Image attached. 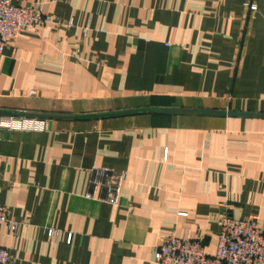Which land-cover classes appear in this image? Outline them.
Returning <instances> with one entry per match:
<instances>
[{"label": "crops", "instance_id": "1", "mask_svg": "<svg viewBox=\"0 0 264 264\" xmlns=\"http://www.w3.org/2000/svg\"><path fill=\"white\" fill-rule=\"evenodd\" d=\"M12 1L54 22L0 54V110L51 115L0 131L11 264H156L170 235L212 256L225 209L264 229V116L71 117L264 113V0ZM94 168L124 172L117 204L91 187Z\"/></svg>", "mask_w": 264, "mask_h": 264}, {"label": "built area", "instance_id": "2", "mask_svg": "<svg viewBox=\"0 0 264 264\" xmlns=\"http://www.w3.org/2000/svg\"><path fill=\"white\" fill-rule=\"evenodd\" d=\"M245 5L251 10L256 9L253 3L246 2ZM51 22H54V18L44 13L40 4L20 6L12 0H0V54L15 37L32 31L36 25ZM41 128L42 123L37 118L0 115V131ZM124 176L122 171L94 168L90 184L93 189L100 188L102 201L114 205L118 203ZM86 197H93V193H87ZM0 224L5 225L9 234L16 233L18 223L2 204ZM153 253L156 264H264V229L256 219H237L225 209L220 217L219 233L212 256L206 254L202 242L174 235L156 245ZM12 260L11 254L0 247V264H11Z\"/></svg>", "mask_w": 264, "mask_h": 264}, {"label": "water", "instance_id": "3", "mask_svg": "<svg viewBox=\"0 0 264 264\" xmlns=\"http://www.w3.org/2000/svg\"><path fill=\"white\" fill-rule=\"evenodd\" d=\"M143 112H163V113L188 112V113H195L201 115L241 116V117L264 116V113L238 112V111H225V110H212V109H189L186 111H182L180 109H173V108H135V109H128L123 111H112V112L96 113V114H88V115H74L71 117L74 119H90V118H102L107 116H115V115L118 116V115H127V114L143 113ZM0 115L20 116V117H28V116L50 117L51 116V115H40V114L16 112L9 110H0Z\"/></svg>", "mask_w": 264, "mask_h": 264}]
</instances>
